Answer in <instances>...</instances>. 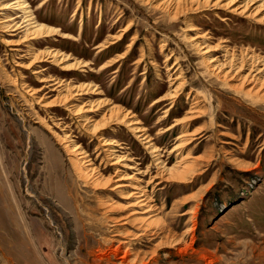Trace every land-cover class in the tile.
<instances>
[{"label":"rangeland","instance_id":"obj_1","mask_svg":"<svg viewBox=\"0 0 264 264\" xmlns=\"http://www.w3.org/2000/svg\"><path fill=\"white\" fill-rule=\"evenodd\" d=\"M27 2L39 22L60 32L42 48L59 49L89 63L73 75H51L73 84L99 85L110 103L129 110L149 129L167 166L177 158L168 151L184 128L157 132L183 117L197 97L199 117L185 129L196 135L180 152L189 151V161L197 164L195 172L203 174L188 186L148 185L155 209L150 215L130 205L134 201L125 198L128 189L113 191L116 184H112L98 190L92 181L84 183L52 133L35 118L36 107L26 104L24 98L30 96L9 82L18 67L4 62L5 67H0V264H264V98L236 89L235 80L221 82L207 76L201 63L204 56L192 49L190 40L198 35L194 42L216 46L210 56L221 61L223 48L237 59L240 54L264 58V25L216 9L184 13L174 22L138 0ZM263 15L264 8L259 17ZM129 21L133 26L118 44L98 53L99 45ZM188 26L195 30L187 32ZM131 37L135 41L129 53L117 58ZM3 51L0 43L2 60ZM142 52L143 62L138 64ZM111 58L118 62L99 70ZM175 58L178 65L170 70ZM176 69L187 86L168 121L155 125L166 106L151 104L168 90L167 75L179 74ZM25 76L31 77L29 84L35 88L30 82L33 76ZM103 109L85 114L97 120ZM74 132L76 144L93 153L97 141ZM106 133V139L122 144L120 154L145 169L149 155L124 128ZM99 162L96 159L95 166Z\"/></svg>","mask_w":264,"mask_h":264},{"label":"bare ground","instance_id":"obj_2","mask_svg":"<svg viewBox=\"0 0 264 264\" xmlns=\"http://www.w3.org/2000/svg\"><path fill=\"white\" fill-rule=\"evenodd\" d=\"M138 1L143 6L151 5L155 11L165 13L164 15H167L174 22L178 21V17L184 13L192 15L199 11L205 12L216 9L247 20L251 19L257 24L264 25V15L259 17L262 8H264V0ZM255 3L259 5L253 8ZM42 4L43 2L40 3L39 7ZM9 13H14L15 15ZM18 13H21V16ZM174 24L172 23V25ZM132 26V21H129L118 31L117 35H112L108 40L102 44L100 43L101 45H99L97 52H104L109 47L118 44ZM194 30V27L190 26L186 29L187 32H193ZM59 34L60 32L57 28L39 22V18L31 10L27 0L0 1V43L5 49L3 51L5 52V59L2 60L0 58V67H5L3 65L4 62L7 66L12 64V67H18L16 68L18 70L16 77L12 78L9 76V82L16 87L18 86L24 94L30 96V100L24 98L26 104L30 109L33 108L32 105L36 107V110L32 111L35 118L52 133L62 151L67 155L69 163L78 178L84 183L92 181L94 187L98 188V190H106L112 184H116L113 191L119 189L125 191L128 189L129 191L125 193L127 195L125 198L129 200L132 198L131 200L134 203H131V206L136 205L146 215L154 213L155 209H153L151 199L147 195L146 187L148 185L152 184L154 187L164 182H171L188 186L194 182L196 175L201 176L203 174L195 172L194 168L197 164L192 160L191 162L189 161L191 158L189 151L185 155L180 152L194 140L193 138L196 135L194 132L188 133L185 129L189 121L196 120L199 117V110H197L198 98L194 96L191 99V108L187 113H184L183 117L176 118L171 124L161 127L157 132L158 135H163L173 129H179V126L184 128L177 136L176 143L168 151V155L175 154L177 158H175L176 160L171 166H167L165 161L162 160L161 148L156 145L155 140L149 135V129L139 119H136L135 115L129 110L124 109L121 105L110 103V100L105 98L106 96L99 85L92 82L73 84L71 81L51 75V72L73 75L76 71H84L83 69L89 66L88 61L74 59L59 49L42 48V45L49 44L52 38L59 36ZM192 37H189V39ZM198 38L200 36L196 35L190 39L193 41L191 46L192 49L196 50L195 52L204 56L201 63L206 65L207 76L221 82L235 80L236 85L234 87L236 89H247V93H254L264 98L263 57L240 54L241 59H237V56L228 55L226 48H223L224 55H222L223 60L221 61V59L215 58L213 55L210 56L218 48L216 46L213 48L209 45L203 46L204 43L194 42ZM134 41L135 37H131L124 52L117 58L126 56ZM172 56V54L167 56L165 61L170 60ZM143 58L144 54L142 52L136 63L143 62ZM205 60L207 61L206 63L203 62ZM117 62L116 58H111L104 62L99 70H105ZM152 64L155 65L153 61ZM176 65H178L177 58H175L174 64L170 66V70H173ZM246 67L249 68L248 73L243 74ZM175 72H178L177 69ZM25 74L33 76L30 82L36 84L35 88L29 84V78L31 77H26ZM174 74L176 75L168 73V83H170L168 90L165 94L157 97L151 104L156 107L158 105L166 106L162 115L156 119L155 125H161L168 121V113L174 109L176 100L187 86L185 79L181 78V72ZM6 75L8 77L7 73ZM85 78L89 77L86 75ZM197 82H199V79ZM185 96V99L189 100L190 92L186 93ZM93 98L96 99L91 101L90 99ZM102 107L104 108L103 111H106L101 113L97 120L92 119L93 116L90 117L85 114L94 111L98 112ZM72 127L80 136H88L90 138L89 142L97 141L98 144L93 153H88L87 149L83 148L84 146L81 147L76 144L74 137H72L74 132ZM114 127L124 128L149 155L150 162L145 166V169H142L140 167L142 164L129 155L120 154L119 150L123 149V146L117 140L106 139L105 135L108 134L106 132L114 131ZM96 159H100L98 166H95ZM100 166H108L111 171H107L105 167L101 168ZM145 178H147L146 181ZM193 213L194 211L192 210L191 214L194 215ZM151 218L152 216H148V219ZM191 219H193V216ZM192 228H188V232L193 231ZM177 244L175 243V245ZM118 251L119 248H116L115 253Z\"/></svg>","mask_w":264,"mask_h":264}]
</instances>
